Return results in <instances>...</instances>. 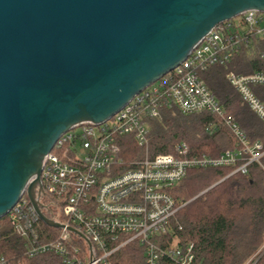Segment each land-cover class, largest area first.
<instances>
[{
    "label": "built area",
    "instance_id": "2783aa9c",
    "mask_svg": "<svg viewBox=\"0 0 264 264\" xmlns=\"http://www.w3.org/2000/svg\"><path fill=\"white\" fill-rule=\"evenodd\" d=\"M242 54L264 61V11L250 9L215 25L186 60L109 119L83 122L63 133L45 158L40 200L46 196L42 207L58 209L64 220H52L64 227L58 228L53 239L44 240L38 228L41 219L24 194L7 214L25 242L24 256L53 253L63 264H102L122 247L137 242L145 254L144 264H161L163 258L196 264L192 243L178 245L169 239L174 225L181 229L177 213L186 204L177 203L172 189L192 169L234 167L228 177L246 174L252 163L262 165L264 158V67L225 74L263 123V138L256 141L227 115L203 77L214 66H232ZM166 110L214 115L218 122L208 123V131L227 128L235 147L212 156L192 153L186 142H180L173 152L151 155V123ZM68 227L81 231L91 246ZM0 264L14 262L0 255Z\"/></svg>",
    "mask_w": 264,
    "mask_h": 264
},
{
    "label": "water",
    "instance_id": "95a60500",
    "mask_svg": "<svg viewBox=\"0 0 264 264\" xmlns=\"http://www.w3.org/2000/svg\"><path fill=\"white\" fill-rule=\"evenodd\" d=\"M250 9L264 11V0H0V218L26 194L45 224L63 228L40 200L59 137L109 119Z\"/></svg>",
    "mask_w": 264,
    "mask_h": 264
},
{
    "label": "trees",
    "instance_id": "16d2710c",
    "mask_svg": "<svg viewBox=\"0 0 264 264\" xmlns=\"http://www.w3.org/2000/svg\"><path fill=\"white\" fill-rule=\"evenodd\" d=\"M238 64L230 67L214 66L203 75L209 88L222 103L227 115L233 117L251 141L263 138V123L247 106L238 92L228 82V70L249 73L264 67V61L255 56L242 54ZM249 66L250 71L245 70ZM218 119L207 112L183 114L166 110L161 119L151 123V155L173 152L174 145L186 142L191 152L217 156L235 147L231 132L220 127L213 133L208 131V123ZM138 151V150H137ZM234 167L192 169L172 194L178 204L186 203L177 213L178 224L171 230L170 240L178 245L192 243L196 264H252L264 246V158L262 165L252 163L246 174L235 173ZM48 198L43 196L45 204ZM50 219L64 218L54 207H42ZM44 240L53 239L59 232L43 221L38 223ZM73 239L82 241L76 236ZM24 240L12 228L8 215L0 218V255L6 256L14 264H63L59 255L48 253L28 258L24 256ZM145 254L137 242L130 243L102 264H144ZM161 264H177L163 258ZM254 264H264L263 256Z\"/></svg>",
    "mask_w": 264,
    "mask_h": 264
},
{
    "label": "rangeland",
    "instance_id": "374dc122",
    "mask_svg": "<svg viewBox=\"0 0 264 264\" xmlns=\"http://www.w3.org/2000/svg\"><path fill=\"white\" fill-rule=\"evenodd\" d=\"M239 58H240V57H238V58L234 61L233 64H238V63L240 62V61H239ZM233 64H232V65H233ZM245 67H246L245 70L250 71L251 68H250L249 66H248V67L245 66ZM263 254H264V252H263V250H261V251L255 256V257H256L255 261H256V260H259V259L263 256ZM255 261H254V262H255ZM254 262H252V264H254Z\"/></svg>",
    "mask_w": 264,
    "mask_h": 264
}]
</instances>
